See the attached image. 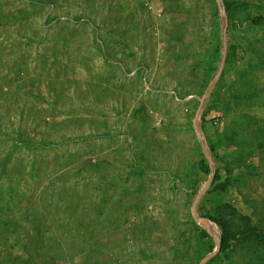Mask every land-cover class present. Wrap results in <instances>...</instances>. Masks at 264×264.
Instances as JSON below:
<instances>
[{
	"label": "rangeland",
	"instance_id": "obj_1",
	"mask_svg": "<svg viewBox=\"0 0 264 264\" xmlns=\"http://www.w3.org/2000/svg\"><path fill=\"white\" fill-rule=\"evenodd\" d=\"M221 207L264 264V0H0V264H202Z\"/></svg>",
	"mask_w": 264,
	"mask_h": 264
},
{
	"label": "trees",
	"instance_id": "obj_2",
	"mask_svg": "<svg viewBox=\"0 0 264 264\" xmlns=\"http://www.w3.org/2000/svg\"><path fill=\"white\" fill-rule=\"evenodd\" d=\"M228 5H230V3H228ZM227 14L229 15V13H227ZM221 48H223L222 45H221ZM216 71H219V68H217ZM208 95H211V93L209 92ZM231 139L234 142L236 137H234L233 134H232L231 135ZM205 170L210 172V166L207 165ZM229 185L230 184H228L227 186L224 185V186L221 187V189H226ZM217 212H218L217 214H218L219 217L218 218L213 217L211 220H214V222L218 223L220 228H221V230H222L221 252L222 251H227L232 246L233 241L236 238V233L235 232H238V234L246 235V238L244 237L245 240H247L249 238L252 239L251 237L253 236L254 233H253V231H252L250 226L246 227V229H243V230L242 229H238L236 227V225H235V223H236V216L235 215L231 214V219H233L232 222H231V219L228 218L224 207L219 208ZM205 218H207V217H205ZM234 228H236V229H234ZM9 264H15V263L13 261H11Z\"/></svg>",
	"mask_w": 264,
	"mask_h": 264
},
{
	"label": "water",
	"instance_id": "obj_3",
	"mask_svg": "<svg viewBox=\"0 0 264 264\" xmlns=\"http://www.w3.org/2000/svg\"><path fill=\"white\" fill-rule=\"evenodd\" d=\"M219 7H220V9H222L221 4H219ZM222 14H223L225 17H227V13H226L225 11H222ZM225 58H226V57L224 56L223 63H224V61H225ZM220 73H221V70L219 71L218 76L220 75ZM201 107H202V106H201ZM204 151H205V152L207 151V146H206V145H204ZM208 159H209V161H210V163H211L212 159H211L210 156H208ZM213 178H214V174H213V176H212L211 181L208 183V186L211 185V182H212ZM203 194H204V192L200 193V195H199L198 198H197V202L200 200V198L202 197ZM194 218H195L196 221H200V222L204 223L205 225H208V221H207L206 219H199V218L197 217V215H196L195 212H194ZM221 247H222L221 242H219L218 245H217V249H216L212 254H210V255H208L207 257H205V258L203 259V261H202V264H206V263H208L212 258H214L217 254H219V252H220V250H221Z\"/></svg>",
	"mask_w": 264,
	"mask_h": 264
}]
</instances>
